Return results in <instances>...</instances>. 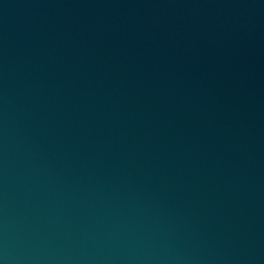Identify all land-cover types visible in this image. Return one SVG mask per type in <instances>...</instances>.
Wrapping results in <instances>:
<instances>
[{
    "label": "water",
    "instance_id": "obj_1",
    "mask_svg": "<svg viewBox=\"0 0 264 264\" xmlns=\"http://www.w3.org/2000/svg\"><path fill=\"white\" fill-rule=\"evenodd\" d=\"M0 264H264V0H0Z\"/></svg>",
    "mask_w": 264,
    "mask_h": 264
}]
</instances>
